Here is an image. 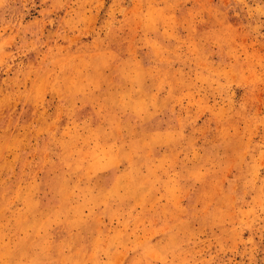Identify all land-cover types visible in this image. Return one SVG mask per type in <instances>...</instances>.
<instances>
[{"label": "rangeland", "instance_id": "obj_1", "mask_svg": "<svg viewBox=\"0 0 264 264\" xmlns=\"http://www.w3.org/2000/svg\"><path fill=\"white\" fill-rule=\"evenodd\" d=\"M0 264H264V0H0Z\"/></svg>", "mask_w": 264, "mask_h": 264}]
</instances>
